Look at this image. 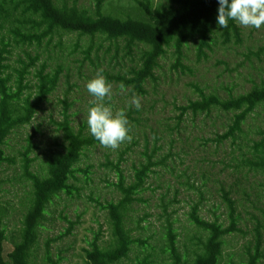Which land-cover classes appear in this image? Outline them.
<instances>
[{"label":"rangeland","instance_id":"obj_1","mask_svg":"<svg viewBox=\"0 0 264 264\" xmlns=\"http://www.w3.org/2000/svg\"><path fill=\"white\" fill-rule=\"evenodd\" d=\"M76 3L91 6L90 0H77ZM133 5L131 0H108L104 11L126 13ZM237 25L240 28L238 43L223 44L216 36L210 41V48L204 49V56L197 57L195 44L190 41L184 48L180 66L175 64L176 56L170 48L159 59L155 80L147 81L144 85L146 94L139 96L141 108L130 114L132 140L115 150L98 145L87 153L85 165L91 167L87 181L84 183L82 175H76L78 182L75 185L81 190L80 197L70 201L62 199L58 205L50 207V215L38 232L31 264H47V254L51 260L59 258V264H86L83 249L97 231L99 245L106 246L110 239V224L106 212L99 210L94 200L104 203L120 197L112 186L117 182L116 173L106 166V160L114 164L122 157L120 168L127 185L132 180L133 168L145 163L147 155L152 162H164L153 167L145 191L138 196L142 202L135 203L127 222L131 237L146 245L133 246L132 252L120 264H138L148 253L152 254L148 259L150 264L169 263L168 255L162 253L165 242L162 238L169 218L177 234L179 251L191 256L196 237L201 232L189 222V212L198 204L200 217L227 226L222 191L229 192L237 200L241 220L239 231L224 238L220 264L245 261L253 250L257 223L262 226L261 246L264 250V173L243 177L246 170L239 168L236 160L242 158L238 155L239 149L231 146L229 139L222 144L217 142V136L225 131L232 115L213 112L206 117L192 116L187 112L181 115L180 122L177 120L179 107L198 97L197 88L205 94L214 93L227 98L247 92L255 85L264 86V25L260 29ZM58 40L60 46L56 44ZM75 41V35H65L55 39L48 50L38 51L47 60L48 67L61 65L59 82L42 110L9 139L13 149L22 151L27 135H33V143L38 146V150L29 154V157L36 158L31 168L34 172H38L45 154L61 149L53 121L60 119L61 101L65 97L72 105L70 112H74L73 126H87V112L93 98L86 91L85 84L98 70H102L112 85L110 103L113 111L125 109L127 112L131 97L136 95L128 88H121L114 78L109 79L110 75L127 74L134 59L132 61L124 53L115 51L109 41H95L97 46L100 45L99 58L89 65L82 54L88 41L81 39L77 47ZM15 60L16 56H13L11 61L15 63ZM261 131H264V109L259 108L243 125L245 136L236 139L244 157H250L253 145L263 138ZM14 156L16 164L4 166L0 174L5 252L11 250L13 241L18 239L30 196V186L23 180L18 152ZM259 264H264V259Z\"/></svg>","mask_w":264,"mask_h":264},{"label":"trees","instance_id":"obj_2","mask_svg":"<svg viewBox=\"0 0 264 264\" xmlns=\"http://www.w3.org/2000/svg\"><path fill=\"white\" fill-rule=\"evenodd\" d=\"M131 1L134 5L126 13H106L104 9L108 0H90V7L78 5L77 0H0V174L4 166L16 164L14 154L18 152L23 180L30 186L29 205L18 239L13 241L12 249L7 252L4 250L6 236L2 226L3 209L0 201V264H31L38 232L50 215V207L58 205L62 199L70 201L80 197L81 190L75 185L78 182L76 175H82L84 183L87 181V174L91 172V167L85 165L88 161L87 153L100 146L89 134L87 126H73L74 112H70L72 105L66 97L61 101L60 119L53 121L61 149L45 154L38 172L31 170L36 158L29 157V154L32 150H38V146L33 143L32 134L27 135L26 146L22 147V151L10 146L11 135L33 120L59 82L61 65L57 64L56 68L48 67L47 60L42 58L39 50H48L55 39L75 35V47L81 39L88 41L82 54L84 61L92 65L99 58L97 52L100 45L97 46L95 41H109L115 51L135 60L127 74H115L114 77L110 75L109 79L114 78L121 88H128L137 96H143L146 94L145 83L155 80L154 72L158 61L166 55L169 48L176 56L175 64L180 66L184 48L190 41L195 44L197 57L204 56V49L210 48V41L216 36L221 38L223 44L240 41L237 23L229 21L227 27L222 29L217 25V0ZM56 44L60 46L59 40ZM135 53L138 55L135 56ZM13 56H16L15 63L11 61ZM65 59L68 60L66 55ZM196 90L198 97L189 99L179 107L177 120L180 122L181 115L187 112L192 116L206 117L213 112L231 114V121L225 131L217 136V142L222 144L229 139L231 146L239 149L238 155L242 158L236 160L239 168L246 170L242 173L243 177L247 174H263L264 131H261V141L253 145L250 157H244L236 139L238 136H245L243 125L247 118L256 109H264V86L255 85L247 92L227 98L214 93L205 94L199 88ZM131 112L138 110L128 107V120L131 119ZM152 152L155 153V150ZM122 161V157L114 164L106 160V166L116 173L117 182L112 186L120 197L116 201L104 203L94 200L96 207L107 214L110 239L102 247L99 245V232L93 233L87 242V248L83 249L86 264H120L132 252L133 246L146 245L131 237L127 222L135 203L142 202L138 196L145 191L146 181L153 173V167L163 165L164 161L152 162L147 155L145 163L133 168L132 180L127 185L120 168ZM222 202L227 226L217 220H204L198 214L199 205L192 206L188 215L189 222L201 233L196 237L191 256L179 251L172 219H167L162 238L165 241L162 253H166L169 260L166 264H220L224 238L239 231L238 224L241 220L237 212L238 202L229 192L222 191ZM261 229V224L257 223L253 250L240 264H259L264 259ZM151 257L152 254L148 253L138 264H150L148 259ZM46 259L47 264L60 262L59 258L51 260L48 254Z\"/></svg>","mask_w":264,"mask_h":264},{"label":"clouds","instance_id":"obj_3","mask_svg":"<svg viewBox=\"0 0 264 264\" xmlns=\"http://www.w3.org/2000/svg\"><path fill=\"white\" fill-rule=\"evenodd\" d=\"M216 23L222 29L229 21L242 27L260 29L264 25V0H217ZM86 91L93 98L87 112V127L92 138L108 149L115 150L121 144L130 142L129 121L125 109L113 111L112 85L107 82L102 70L85 84ZM132 108H141L140 97L133 95Z\"/></svg>","mask_w":264,"mask_h":264}]
</instances>
